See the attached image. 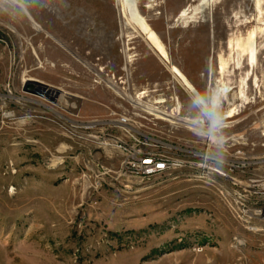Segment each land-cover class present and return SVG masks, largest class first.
I'll use <instances>...</instances> for the list:
<instances>
[{"label": "rangeland", "instance_id": "obj_1", "mask_svg": "<svg viewBox=\"0 0 264 264\" xmlns=\"http://www.w3.org/2000/svg\"><path fill=\"white\" fill-rule=\"evenodd\" d=\"M196 2L136 0L133 25L118 0H0V264H264V220L242 221L195 180L123 175L90 126L126 114L161 141L204 145L200 128L150 113L177 107L208 113L206 128L230 123L216 146L264 153V0H211L203 19ZM30 79L49 89L25 92Z\"/></svg>", "mask_w": 264, "mask_h": 264}, {"label": "built area", "instance_id": "obj_2", "mask_svg": "<svg viewBox=\"0 0 264 264\" xmlns=\"http://www.w3.org/2000/svg\"><path fill=\"white\" fill-rule=\"evenodd\" d=\"M203 115L193 118L195 125L200 128L199 132L207 138L204 145L199 147L156 139L139 127H134L131 124V117L126 114L116 115V117L105 120L108 124L99 129L96 139L103 145L122 153L120 172L123 175L147 181L148 173L158 172V168H162V165H174L179 162H196L207 165V155L203 158H196V151H199L200 148H207V154H215L230 168H241L246 171V178H233L228 175L229 181L238 183L239 199L237 200L240 201L241 216L237 218L249 224L253 219L264 218V153L257 155L250 153L247 149L245 151L243 148L228 149L223 145L216 146L215 144L219 143L215 134L218 129H221V124L216 127H203L202 125L207 119L212 120L208 113H203ZM174 149L190 151V158L188 160L175 158ZM174 180L188 182L193 178L185 176V173L171 172L162 175L161 181L150 182L163 183ZM227 209L230 212L228 207Z\"/></svg>", "mask_w": 264, "mask_h": 264}, {"label": "bare ground", "instance_id": "obj_3", "mask_svg": "<svg viewBox=\"0 0 264 264\" xmlns=\"http://www.w3.org/2000/svg\"><path fill=\"white\" fill-rule=\"evenodd\" d=\"M117 1V0H116ZM258 1V0H255ZM36 2V1H35ZM210 2L211 0H197L195 3L193 10H196L197 13H200L201 18L203 19L205 17V14L209 12L210 9ZM38 3V2H37ZM116 3V2H115ZM40 4V3H38ZM132 5V10H130L129 6ZM115 6V5H114ZM117 6V4H116ZM136 0H118V11L119 14L124 18L125 24H133L132 22V15L137 16V7H136ZM18 7H21L20 4ZM66 16V15H65ZM178 18H184L186 22L193 21L194 17L191 14L186 13V9H181L178 14ZM136 19V18H135ZM139 21V20H138ZM135 22V21H134ZM139 24L141 25L143 31L145 32V35L148 38L154 39V41L157 42V49L161 48V43L159 41V38L154 34L152 29L149 25L144 23L143 21H140ZM228 42V47H231ZM157 51V50H156ZM158 52V51H157ZM248 53V65L249 67H253L256 61L255 57V50L253 48H250ZM130 57V56H129ZM128 57V58H129ZM159 58L164 61L165 63H168L169 70L172 72V76L174 79L189 93L193 94L194 100L198 101L200 104L206 105V102L200 97L197 96L193 90L192 85L185 79L182 74L172 65H169V56L167 52H162L161 55L159 54ZM127 59V58H126ZM220 71H223V68L225 66V62L220 60L219 62ZM217 69V68H216ZM27 79V78H26ZM32 81V79L28 80ZM219 83V81H218ZM224 83V82H223ZM222 84V82H221ZM216 85L212 89V99L211 103L218 102V99L221 96H225L226 92L229 90L226 86ZM224 85V84H223ZM112 90H116L113 86H111ZM47 91V90H46ZM41 93L42 95L46 93ZM49 94H54L53 90H50L48 92ZM131 102H134L129 98ZM159 100H155L153 103H160ZM219 104V103H218ZM218 104H211V107H216ZM200 106V105H199ZM200 106V107H202ZM235 108V107H234ZM150 113L154 114V116L158 119H163L169 122H172L173 119L176 121H180L184 124H189L192 126H195L197 128L198 126L195 125V120L191 117H174V114L178 115L179 111L177 107L173 109L171 113L159 110L155 106H151ZM175 111H178L176 113ZM236 111V110H235ZM176 115V116H177ZM232 110H228L225 117L226 118H232ZM99 122V121H98ZM97 122L91 124V127L96 128H102L104 125L108 124L105 121H100L101 125H96ZM220 128H227L229 127L230 123H220ZM191 128V127H190ZM191 129H194L193 127ZM199 130V128H197ZM196 129V131H198ZM195 131V130H194ZM207 155V165H202L196 162H179L174 165H162V168H158V172L155 173H148V181H161L162 175H166V173L176 172V173H185V176H188L190 178H193V180L201 182L210 188L213 189V191L217 194V196L220 198V200L228 206L230 211L233 213V215H236V217L241 216V206L239 199V192L238 191V183L232 182L228 180V175L233 176V178H246V171L241 168H230L228 164H224L222 159H219L216 157L215 154H207V148H200L199 151H196V158H203V156ZM174 157L179 160H188L190 158V151H185V149H174ZM219 170H217V169ZM197 182V183H198ZM255 220V219H253ZM261 220V219H260ZM264 220V218H262Z\"/></svg>", "mask_w": 264, "mask_h": 264}, {"label": "water", "instance_id": "obj_4", "mask_svg": "<svg viewBox=\"0 0 264 264\" xmlns=\"http://www.w3.org/2000/svg\"><path fill=\"white\" fill-rule=\"evenodd\" d=\"M48 89L49 87L46 84L37 80L27 81L25 87L23 88L25 92L38 95H42L41 93L45 92Z\"/></svg>", "mask_w": 264, "mask_h": 264}]
</instances>
